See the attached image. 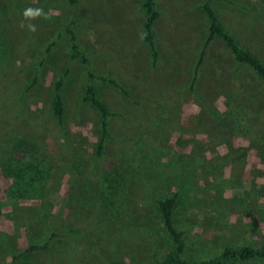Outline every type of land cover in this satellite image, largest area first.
Listing matches in <instances>:
<instances>
[{"label": "rangeland", "instance_id": "1", "mask_svg": "<svg viewBox=\"0 0 264 264\" xmlns=\"http://www.w3.org/2000/svg\"><path fill=\"white\" fill-rule=\"evenodd\" d=\"M157 1L154 67L144 0H0V264L50 239L15 264H158L172 238L157 200L174 194L196 262L264 242V80L218 38L194 90L207 0ZM212 5L264 61V0ZM90 72L116 113L102 153ZM63 77L65 129L53 113Z\"/></svg>", "mask_w": 264, "mask_h": 264}, {"label": "trees", "instance_id": "2", "mask_svg": "<svg viewBox=\"0 0 264 264\" xmlns=\"http://www.w3.org/2000/svg\"><path fill=\"white\" fill-rule=\"evenodd\" d=\"M213 1L216 0H207L203 4L204 11L209 21V29L195 66L192 88L196 90V86L201 79L202 71L207 64L210 47L218 38L225 42L227 47L233 53L240 67H249L262 80H264L263 59H261L255 52L245 47L233 32L225 28L221 22L218 12L212 5ZM143 6L147 16L144 23V28L146 30L145 41L151 48L152 63L153 66L156 67L160 56L155 38V26L162 13L158 9L157 0H144ZM68 33L72 45V57L78 60L80 63L85 65L88 64L89 57L81 49L78 36L76 35L74 29L69 27ZM54 45L55 44L52 43L50 47H53ZM95 77L96 76L93 72L89 73V79L85 86V94L83 99L85 103H88L94 107L100 115L102 134L98 147L99 152L102 153L105 143L110 135V119L111 117L115 116L116 113L113 112L106 101L100 97L98 89L93 82ZM102 79L122 89L125 93H129L128 90L116 79L109 77H103ZM37 81L38 78H35L29 89H32ZM65 83L66 77L61 78L56 83L53 105V113L57 118L58 124L63 129L66 127V109L62 94ZM178 198V194H174L172 196L166 197L165 199L157 200V207L161 213L164 226L172 238V246L170 250L164 256V258L158 262V264H237L251 260H264V242L260 245L248 243L238 247H227L220 254L209 259L200 260L198 262H196L193 258L188 257V245L186 242L185 232L179 229L174 219V210L177 206ZM50 244L51 239L42 244H30L24 251L14 255L13 264H15L17 260L26 254L48 249Z\"/></svg>", "mask_w": 264, "mask_h": 264}, {"label": "clouds", "instance_id": "3", "mask_svg": "<svg viewBox=\"0 0 264 264\" xmlns=\"http://www.w3.org/2000/svg\"><path fill=\"white\" fill-rule=\"evenodd\" d=\"M38 14H40V10L33 11L32 9H28L25 12L26 16H35V15H38ZM29 27L32 28V30H35V26L34 25H30Z\"/></svg>", "mask_w": 264, "mask_h": 264}]
</instances>
